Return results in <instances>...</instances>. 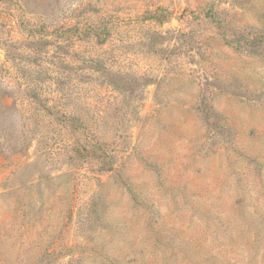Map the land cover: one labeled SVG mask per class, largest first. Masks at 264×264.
<instances>
[{
  "label": "rangeland",
  "instance_id": "1",
  "mask_svg": "<svg viewBox=\"0 0 264 264\" xmlns=\"http://www.w3.org/2000/svg\"><path fill=\"white\" fill-rule=\"evenodd\" d=\"M0 86V264H264V0H0Z\"/></svg>",
  "mask_w": 264,
  "mask_h": 264
},
{
  "label": "trees",
  "instance_id": "2",
  "mask_svg": "<svg viewBox=\"0 0 264 264\" xmlns=\"http://www.w3.org/2000/svg\"><path fill=\"white\" fill-rule=\"evenodd\" d=\"M67 30L66 29H60L59 33H58L59 37L65 38ZM50 34H51V30L46 29L43 26H41L40 28L30 27L29 32L27 31V35L31 36V38H33V40L30 41V43L32 45H34V46L44 45L45 48H48L49 46H52V47L56 46V47L60 48L61 46L56 43L59 41H56L53 43L52 40L50 41L48 39V36H50ZM59 44H61V43H59ZM37 51L38 50H36V52ZM52 58H55V57L52 56L48 50H44L43 60L46 62V64L51 63ZM55 76H56L55 74H53L52 72H50L48 70L47 66L40 67L34 78L27 77V76L24 77V80L27 79L28 83L26 84V86L24 88L19 90L22 99L28 100V103H30L28 105V108H30V110L32 112L35 111L36 115L39 116V120H46L47 113L49 112V109H50V106H49L50 99L47 95L44 94V88L42 87L41 84H42V82H45V83L50 82L51 84H55V86H59V84L61 82V77L60 76L55 77ZM9 94L10 93L6 89H4L3 87L0 86V99L4 98L5 96H8ZM25 115H27L26 110L24 111V113L22 112V116L24 117V121H25V119H29V116H25ZM24 121H23L22 127L23 128L25 127V130L29 131L30 130L29 129V123L24 122ZM26 135H28V134H26Z\"/></svg>",
  "mask_w": 264,
  "mask_h": 264
}]
</instances>
